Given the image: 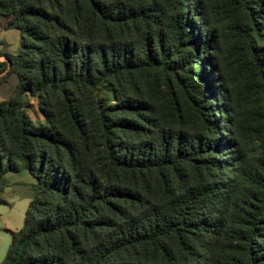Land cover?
Returning <instances> with one entry per match:
<instances>
[{
	"label": "trees",
	"instance_id": "obj_1",
	"mask_svg": "<svg viewBox=\"0 0 264 264\" xmlns=\"http://www.w3.org/2000/svg\"><path fill=\"white\" fill-rule=\"evenodd\" d=\"M0 26V178L36 179L0 264H264V0H0Z\"/></svg>",
	"mask_w": 264,
	"mask_h": 264
},
{
	"label": "rangeland",
	"instance_id": "obj_2",
	"mask_svg": "<svg viewBox=\"0 0 264 264\" xmlns=\"http://www.w3.org/2000/svg\"><path fill=\"white\" fill-rule=\"evenodd\" d=\"M19 38L17 29H4L0 26V53H15L19 48ZM5 60L3 56L0 62ZM5 71L0 72V101L10 99L17 84L15 75L6 74ZM108 88L103 86L97 91L100 102L109 97ZM23 101L25 112L34 123L40 124L42 116L38 109V97L26 94ZM35 188L36 179L26 169L7 172L0 178V198L6 201L0 203V262L11 244V232L24 225L25 211Z\"/></svg>",
	"mask_w": 264,
	"mask_h": 264
},
{
	"label": "crops",
	"instance_id": "obj_3",
	"mask_svg": "<svg viewBox=\"0 0 264 264\" xmlns=\"http://www.w3.org/2000/svg\"><path fill=\"white\" fill-rule=\"evenodd\" d=\"M2 27V26H1ZM2 28H4V27H2ZM4 29H10V28H4ZM1 58H3V55H2V53H0V59Z\"/></svg>",
	"mask_w": 264,
	"mask_h": 264
}]
</instances>
